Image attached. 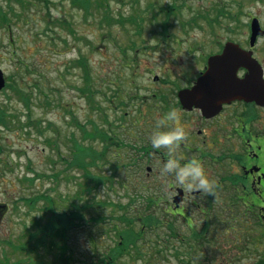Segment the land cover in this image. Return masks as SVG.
I'll return each instance as SVG.
<instances>
[{"label":"rangeland","instance_id":"obj_1","mask_svg":"<svg viewBox=\"0 0 264 264\" xmlns=\"http://www.w3.org/2000/svg\"><path fill=\"white\" fill-rule=\"evenodd\" d=\"M89 1L92 5L86 11L81 5L84 0H0V68L12 87L0 91V105L7 104L23 121L26 109L18 96L25 93L31 117L44 120L43 134H50L48 123L57 130L53 152L35 127H30L29 135L25 133L28 129L20 132L17 127H0V158L7 163L0 166V204L5 206L0 209V260L32 264V253L19 251L26 240L32 245L28 249L34 248L38 254L36 260L42 258L44 249L38 236H29L37 229L32 227L31 218L39 221L41 228L54 214L47 217L43 213L42 196L49 195L57 201L59 212H67L68 205L71 211L86 203L94 207L95 211L83 218V228L74 218L52 217L69 227L67 244L73 255L88 253L81 257L85 264L98 261V255L89 254L94 249L103 255L117 251L115 264H182V260L185 264H261L264 229L248 219H244L243 230L239 228L237 218H246L249 203L236 201L226 188L242 170L228 158L230 145L223 135L211 138L208 128L198 137L205 153L218 162L201 161L216 188L213 195L200 194L195 199L207 215L186 207L193 217L191 228L182 218L164 214L163 201L154 209L152 197H169L168 176L161 174L163 163L156 153L138 158L135 145L153 147L150 135L161 109L153 105L152 94L168 95L175 91V84L185 85L186 80L179 77H195L205 65L200 52L217 51L218 40L247 41L248 15L257 17L264 26V0ZM223 5L237 20L234 30L227 31L230 21L222 19L212 34L207 19L216 17L214 11ZM171 9L176 14L167 16ZM106 13L111 17L109 22L105 21ZM133 15L140 23L139 30L132 27ZM119 18L124 21L118 22ZM255 54L264 68V39L257 43ZM154 75L161 81H154ZM262 112L255 119L247 114L252 129L264 122ZM75 124L87 129L84 136ZM73 131L74 145L69 140ZM73 147H79L75 159ZM171 155L178 156L175 151ZM76 160H81L80 164ZM137 160L140 176L135 174ZM87 164L92 165L89 172L97 175L98 182L88 184L90 194L77 199V184L83 181L77 167ZM146 165L151 167L149 174ZM226 176L223 187H218V180ZM94 201L106 206H96ZM248 214L256 218L253 211ZM88 229L96 240L94 245L87 239ZM24 231L29 232L25 239ZM190 231L205 234L200 252L195 244L198 238L191 240L193 251L179 246L176 237L183 235L188 243Z\"/></svg>","mask_w":264,"mask_h":264},{"label":"flooded vegetation","instance_id":"obj_2","mask_svg":"<svg viewBox=\"0 0 264 264\" xmlns=\"http://www.w3.org/2000/svg\"><path fill=\"white\" fill-rule=\"evenodd\" d=\"M216 53L217 51L213 54ZM199 56L203 60L208 57L204 52L200 53ZM202 70L198 71L195 77H179V79L183 81L186 80L184 83L185 85H175V91L168 95L153 93L151 101L154 106L161 109V116L170 109H175L179 115L176 125L184 130L185 140L180 147L175 149V153L178 154L179 157L177 156L176 158L180 160L181 164L191 161L192 159L202 161L203 158H207L211 162H218L209 152L205 153L202 145H200L198 137H202L206 134L208 128H211L212 131L209 137L213 138L216 136L217 138L218 134L219 136L221 135L222 138L224 136L225 142L229 143L231 147L228 148V158L231 159L232 163H237L238 169L242 170V175L230 180V184H227L226 188L232 191L236 201L243 205L249 203V209L246 210L245 219L251 221L252 217L249 218L250 215L248 211L250 213L253 211L252 215L256 217V220L260 222L261 225H264V137H262L260 135L261 132H259L264 125H259L257 129H252L251 120H249V116L247 115L251 114L250 117L252 116L255 119L257 115H262L264 107H259L255 103L234 101L230 104L223 105L220 112L210 118L204 117L198 109L193 108L191 110H184L177 99V92L181 89L190 88L197 77L202 73ZM158 81L161 80L157 79L156 82ZM135 140L139 139L135 138ZM205 142V140H201V143ZM208 145L209 144H207V146ZM139 148L140 147L135 145L136 154ZM144 151L145 155L148 153H156L160 158V163H164L170 155L168 149L164 147L161 148V151H158V149L154 147L150 149L145 148ZM141 154H143V151ZM149 158L151 159V157ZM148 167H146V170L151 172V167ZM236 173H238V171ZM167 176L165 183L169 191V197L167 199V197L155 196V200L158 203L163 201V204L169 208V211H167L169 218L175 216L183 218L185 224L191 228L192 220L188 223L187 218L193 217L188 213L186 207L190 209L192 206L200 210L201 204L195 200L199 198L200 194L198 191L196 193L189 192L185 187L176 183L173 175ZM225 179H227V176L218 180V187H223L222 182ZM179 190H182L181 197L178 199L179 204L174 205L173 199H175ZM240 192L242 194H240ZM236 193H238V195H236ZM254 209L257 210L254 211Z\"/></svg>","mask_w":264,"mask_h":264},{"label":"trees","instance_id":"obj_3","mask_svg":"<svg viewBox=\"0 0 264 264\" xmlns=\"http://www.w3.org/2000/svg\"><path fill=\"white\" fill-rule=\"evenodd\" d=\"M82 5V9H86V11H88L90 9V5L91 2L85 0L84 3L81 4ZM93 8V7H92ZM107 17H105V21L109 22L111 21V18L109 16V14H104ZM121 21V20H119ZM124 21V20H123ZM7 88H11V84L8 83L7 84ZM26 94H20L18 97H22V105H24L26 112L23 113L24 114V120L22 121L19 115H14L11 113V111H9V106L7 104L2 103L0 105V127H17L18 131L22 132L25 130H29V132H25L27 135L30 134V127H35L36 132L39 133V135L45 136L44 139H47V143L50 144V148L51 150H53V147L55 146V136L57 133V130L55 129L54 126H52L50 123H48L49 129L50 130V134L49 136H46V133L43 134V132L46 129V126L41 127L42 123L44 122V120L42 119H34L31 117V107H29L28 103L25 102L26 100L28 101V99H26ZM31 121H34V124H31ZM25 122V123H24ZM75 123V121H74ZM69 124V123H68ZM70 125V124H69ZM51 127V128H50ZM75 128H78L77 130L79 131V133L84 136L86 133V128L78 127L75 124ZM74 135L75 132H71V137L69 138V140L74 141ZM90 135V134H89ZM91 141H93L94 138H90ZM85 140V139H84ZM75 142L78 141L77 139L75 140ZM104 142V141H103ZM74 145V144H73ZM79 147L76 148L73 147L74 153H73V159L76 158L78 152H79ZM102 152V151H101ZM1 155V154H0ZM103 155V159L105 158V153L102 152ZM102 159V160H103ZM81 160H76V164H80ZM88 162H90V159H88ZM93 162V161H92ZM94 163V162H93ZM7 163H4L3 160L0 158V166L5 165ZM75 165V164H74ZM76 166V165H75ZM94 166V165H93ZM92 165H81L80 167H77V170L82 172V178L83 181L78 183V187L80 188L76 194H77V199H83V197L87 196L88 194H90V192L92 191V188H88L87 185H95V183L98 182L97 179V175H94L95 173L91 171V173L89 172V169H91ZM93 174V175H92ZM57 176V174L55 175ZM24 180L30 181L29 178H25ZM43 201L45 206L43 207V213H47V217L49 214H53V218H71L73 220H76L77 222H80L81 228L85 227V223H84V219L86 217V214H89L90 212H93L95 210H93V208H90L91 206L87 205V203L82 206V205H75L74 211H71L72 207H70L68 205V211L67 212H59L56 210L57 208V201H54V199L49 196V195H43L42 196ZM31 199V198H30ZM94 205L96 206H100V207H104L106 206L104 202H96L94 201ZM4 206H0V208H3ZM226 210H228L227 208H225ZM52 217H48L46 219V223L39 228V221H37L34 218H31V225L32 227H36V232L30 234L29 236V232L28 231H24L22 238L24 237L27 238V236H29V239L32 238V235L35 234L38 236L39 240L38 242L42 244V248L44 249L42 252V258L41 259H37L36 257H38V254L35 252L34 248H32V250H29L28 248H30L32 245L29 244V240L24 241L21 243L20 245V252L22 254L26 253H32L33 255V262L32 264H85L86 260L82 259L81 257H87V255L84 254L83 251H79L76 256L73 255L72 253V248L69 246V244H67L68 242V234H66V232H68L69 227H67V224H65L64 226V222L63 220H60L59 223H56L55 220ZM91 218V217H90ZM92 218H100L99 216H93ZM242 226V225H240ZM73 227V226H72ZM71 227V229H72ZM90 229L86 230L87 233V239L90 240V243H92V245H94L95 243V239L93 238V235H91V232L89 231ZM54 251L53 253V261H51L49 259V255L51 254V252ZM91 255H98V261L96 262H92L91 264H115L117 262V259L119 258V256L117 255L118 252H114L112 254H107V255H103L100 254L96 249H94L93 251L91 250V252L89 253ZM47 257V258H46ZM0 264H9L6 263L3 259L0 260ZM16 264H23L21 261L17 262Z\"/></svg>","mask_w":264,"mask_h":264},{"label":"water","instance_id":"obj_4","mask_svg":"<svg viewBox=\"0 0 264 264\" xmlns=\"http://www.w3.org/2000/svg\"><path fill=\"white\" fill-rule=\"evenodd\" d=\"M251 30L250 45L253 46L256 37L263 35V32L256 20L252 22ZM240 68L247 70L242 79L237 77ZM3 86L0 70V89ZM233 99L264 105V80L262 68L252 58V52L242 50L234 43H227L221 54L208 59L205 73L191 90L180 93V100L183 105H194L209 116L215 114L222 103Z\"/></svg>","mask_w":264,"mask_h":264},{"label":"clouds","instance_id":"obj_5","mask_svg":"<svg viewBox=\"0 0 264 264\" xmlns=\"http://www.w3.org/2000/svg\"><path fill=\"white\" fill-rule=\"evenodd\" d=\"M179 115L175 109H170L161 116L151 132L150 142L154 148H167L170 155L163 163L161 174L173 175L176 183L189 192L199 194H214L215 181L206 173L203 163L197 159L181 164L180 160L171 155L185 140V132L176 125Z\"/></svg>","mask_w":264,"mask_h":264}]
</instances>
